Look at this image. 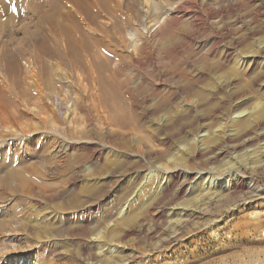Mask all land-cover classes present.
Masks as SVG:
<instances>
[{
    "label": "rangeland",
    "instance_id": "1",
    "mask_svg": "<svg viewBox=\"0 0 264 264\" xmlns=\"http://www.w3.org/2000/svg\"><path fill=\"white\" fill-rule=\"evenodd\" d=\"M22 4L0 3V264H264V0H108L78 24L90 70L42 68Z\"/></svg>",
    "mask_w": 264,
    "mask_h": 264
},
{
    "label": "bare ground",
    "instance_id": "2",
    "mask_svg": "<svg viewBox=\"0 0 264 264\" xmlns=\"http://www.w3.org/2000/svg\"><path fill=\"white\" fill-rule=\"evenodd\" d=\"M0 3L8 4V0H0ZM22 5L24 9V13H22L24 15L22 16L30 22L35 20L37 28L40 26L37 29L38 31L36 30L38 33L36 37L39 41L34 42L32 38H29V40L31 41V47L34 48V50H31L34 53L32 57L42 68L55 67L53 63L48 64L51 58H58L61 65L78 68L79 70H90V64L95 65L99 69L106 66L105 61L108 59H104V62H101L96 54L93 55V60L91 58L92 61L90 63V34L84 30L82 31L78 24H80V19L90 23L91 19L98 18L106 11L108 12V0L100 3H90V0H23ZM27 29H29V26ZM27 34L29 35L28 31ZM10 55H3L5 56L3 66L8 68H12L11 65L15 60ZM244 125L248 126L249 123L245 122ZM262 199H264V194L253 190L246 198L245 204H251ZM180 236L181 228H177L169 240L174 242Z\"/></svg>",
    "mask_w": 264,
    "mask_h": 264
}]
</instances>
